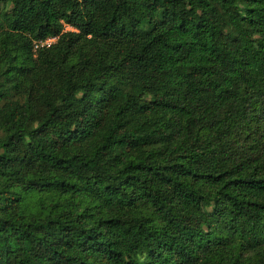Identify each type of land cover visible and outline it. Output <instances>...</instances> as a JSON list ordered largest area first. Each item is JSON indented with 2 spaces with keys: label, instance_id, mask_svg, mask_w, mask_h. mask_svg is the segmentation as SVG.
Segmentation results:
<instances>
[{
  "label": "trees",
  "instance_id": "trees-1",
  "mask_svg": "<svg viewBox=\"0 0 264 264\" xmlns=\"http://www.w3.org/2000/svg\"><path fill=\"white\" fill-rule=\"evenodd\" d=\"M0 264H264V0H0Z\"/></svg>",
  "mask_w": 264,
  "mask_h": 264
},
{
  "label": "built area",
  "instance_id": "built-area-1",
  "mask_svg": "<svg viewBox=\"0 0 264 264\" xmlns=\"http://www.w3.org/2000/svg\"><path fill=\"white\" fill-rule=\"evenodd\" d=\"M51 39H53V40H51ZM53 41H54V38H47V39H45L44 41H40V42L36 43V44L34 45V48H37L38 46H42V45H49V44H51Z\"/></svg>",
  "mask_w": 264,
  "mask_h": 264
},
{
  "label": "rangeland",
  "instance_id": "rangeland-1",
  "mask_svg": "<svg viewBox=\"0 0 264 264\" xmlns=\"http://www.w3.org/2000/svg\"><path fill=\"white\" fill-rule=\"evenodd\" d=\"M65 28H66V29H70V27H69V26H65ZM51 40H53V39H51Z\"/></svg>",
  "mask_w": 264,
  "mask_h": 264
}]
</instances>
